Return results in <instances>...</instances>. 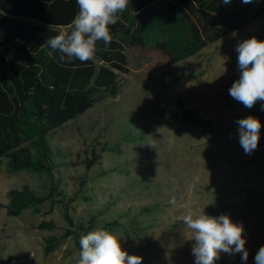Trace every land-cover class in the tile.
Returning <instances> with one entry per match:
<instances>
[{"label": "rangeland", "instance_id": "rangeland-1", "mask_svg": "<svg viewBox=\"0 0 264 264\" xmlns=\"http://www.w3.org/2000/svg\"><path fill=\"white\" fill-rule=\"evenodd\" d=\"M234 33L168 69L134 57L117 97L98 99L49 137L51 173L11 172L0 159V203L25 186L45 198L16 217L0 207V264H28L20 260L32 254L37 264H76L75 235L45 249L49 237L83 233L81 225L114 233L142 264H195L194 241L178 218L203 211L244 228L247 261L221 252L214 264H254L264 246V101L246 108L229 89L240 76L235 49L252 37L264 41V15ZM186 109L213 130L187 122ZM250 115L261 122L260 139L246 154L236 122Z\"/></svg>", "mask_w": 264, "mask_h": 264}, {"label": "trees", "instance_id": "trees-1", "mask_svg": "<svg viewBox=\"0 0 264 264\" xmlns=\"http://www.w3.org/2000/svg\"><path fill=\"white\" fill-rule=\"evenodd\" d=\"M78 10L76 0H0V159L8 158L11 172L51 173L49 137L87 113L98 99L117 97L134 57L153 61L155 69L174 67L258 20L264 0H129L117 23L109 26L107 51L98 42L94 60L62 63L60 54L44 44L49 36L67 31ZM183 117L205 130L214 128L196 109H186ZM8 197V204L0 207L13 217L45 201L29 186L11 189ZM54 227V222L40 224ZM80 230L49 237L46 252L75 235L78 253L80 237L90 232L84 225Z\"/></svg>", "mask_w": 264, "mask_h": 264}, {"label": "clouds", "instance_id": "clouds-1", "mask_svg": "<svg viewBox=\"0 0 264 264\" xmlns=\"http://www.w3.org/2000/svg\"><path fill=\"white\" fill-rule=\"evenodd\" d=\"M222 2L230 4L232 0ZM242 2L247 4L253 0ZM76 3L79 10L70 28L49 36L44 44L60 54L59 62L62 63L94 60L98 42H103L107 51L112 42L109 26L117 23L129 0H76ZM235 51L240 76L229 89V95L250 109L257 101H264V41L256 37L246 39L238 43ZM261 110H264V104ZM236 123L239 125L240 145L246 154H251L258 146L261 122L250 115ZM170 203H176L175 197ZM178 219L189 230V239L194 241L192 255L195 264H214L221 252L229 255L241 253L242 261H247L249 253L245 247L243 225L234 223L228 215L213 217L204 211L200 214L189 212ZM76 256V264H142V257L129 255L122 249L120 238L103 228L80 237ZM254 264H264V246L259 248Z\"/></svg>", "mask_w": 264, "mask_h": 264}, {"label": "built area", "instance_id": "built-area-1", "mask_svg": "<svg viewBox=\"0 0 264 264\" xmlns=\"http://www.w3.org/2000/svg\"><path fill=\"white\" fill-rule=\"evenodd\" d=\"M20 262H27L28 264H37V261L34 259V254L28 257V259H21Z\"/></svg>", "mask_w": 264, "mask_h": 264}, {"label": "crops", "instance_id": "crops-1", "mask_svg": "<svg viewBox=\"0 0 264 264\" xmlns=\"http://www.w3.org/2000/svg\"><path fill=\"white\" fill-rule=\"evenodd\" d=\"M239 31V30H238ZM238 31H236V32H238ZM232 33H234V32H232ZM232 33H230V34H232Z\"/></svg>", "mask_w": 264, "mask_h": 264}]
</instances>
